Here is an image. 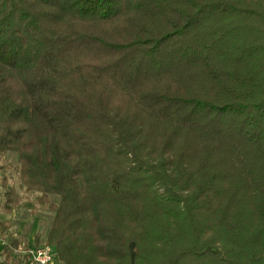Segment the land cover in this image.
Listing matches in <instances>:
<instances>
[{
    "label": "trees",
    "instance_id": "trees-1",
    "mask_svg": "<svg viewBox=\"0 0 264 264\" xmlns=\"http://www.w3.org/2000/svg\"><path fill=\"white\" fill-rule=\"evenodd\" d=\"M10 153L65 264H264V0H0Z\"/></svg>",
    "mask_w": 264,
    "mask_h": 264
},
{
    "label": "rangeland",
    "instance_id": "rangeland-1",
    "mask_svg": "<svg viewBox=\"0 0 264 264\" xmlns=\"http://www.w3.org/2000/svg\"><path fill=\"white\" fill-rule=\"evenodd\" d=\"M19 156L14 153H10L7 155L4 163L1 162L2 166L4 167H11V170H2L0 171V221H5L8 223H11L12 227L9 230V232L5 235H2L0 233V238H6L10 237L13 239L15 235L18 233V230L23 227V231H25V235L30 236L33 231L36 232L35 236L39 233L42 235V241L41 244L37 247L42 246H48L47 244V237L49 234V231L51 229V224L53 221V214L48 211H40L38 210L37 214L34 215L33 210L37 208V205L33 202L34 195L31 194H25L24 191L19 187V180L17 177V173L15 170V167L18 165ZM4 177L8 178V186L7 188H4L3 185V179ZM9 189H13L14 192L18 195L20 206L17 210L13 211L11 215H5L2 211V206L6 199V192ZM53 203H58L59 199L52 198ZM20 223L25 224L19 225ZM36 228V230H34ZM22 236V235H21ZM24 236V235H23ZM17 239H21L20 236ZM24 239V238H23ZM22 239V243L20 244V247L16 249V255L19 258H25L23 255V252L29 248L24 243V240ZM8 246V245H7ZM35 247L32 246L31 249H34ZM53 249V248H52ZM54 251V249H53ZM16 257V258H18ZM65 264L62 262L56 254H54V263L53 264Z\"/></svg>",
    "mask_w": 264,
    "mask_h": 264
},
{
    "label": "crops",
    "instance_id": "crops-1",
    "mask_svg": "<svg viewBox=\"0 0 264 264\" xmlns=\"http://www.w3.org/2000/svg\"><path fill=\"white\" fill-rule=\"evenodd\" d=\"M19 225H23L24 226L25 224L20 223ZM34 230H36V228ZM24 233H25V231H23V227H22V228H20V230H18V233L15 235V237H13V239H11L10 237L9 238L6 237L4 239L0 238V264H3L4 260H5L4 247L7 246V245H10V243L12 241H14V240L17 243H19V244L13 249L14 250L13 253H12L13 257H18L15 252H16V249L20 247V244L22 243L21 241H22L23 238H24L23 239L24 240L23 244H26L27 246H29V248H32V246L35 247V248L37 247V244L35 243V234H36V232L33 231L30 236L25 235ZM19 236H20L21 239H17Z\"/></svg>",
    "mask_w": 264,
    "mask_h": 264
},
{
    "label": "built area",
    "instance_id": "built-area-1",
    "mask_svg": "<svg viewBox=\"0 0 264 264\" xmlns=\"http://www.w3.org/2000/svg\"><path fill=\"white\" fill-rule=\"evenodd\" d=\"M23 255L27 258L29 264H53L54 251L51 247L42 246L34 249L27 248Z\"/></svg>",
    "mask_w": 264,
    "mask_h": 264
}]
</instances>
